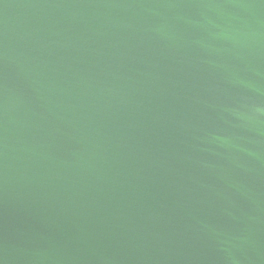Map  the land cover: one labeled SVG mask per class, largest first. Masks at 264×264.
Returning <instances> with one entry per match:
<instances>
[{"label":"water","instance_id":"1","mask_svg":"<svg viewBox=\"0 0 264 264\" xmlns=\"http://www.w3.org/2000/svg\"><path fill=\"white\" fill-rule=\"evenodd\" d=\"M0 264H264V0H0Z\"/></svg>","mask_w":264,"mask_h":264}]
</instances>
